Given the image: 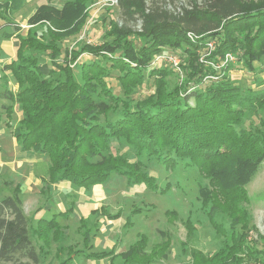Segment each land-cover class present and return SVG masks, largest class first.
<instances>
[{
    "label": "trees",
    "instance_id": "obj_1",
    "mask_svg": "<svg viewBox=\"0 0 264 264\" xmlns=\"http://www.w3.org/2000/svg\"><path fill=\"white\" fill-rule=\"evenodd\" d=\"M53 1L57 0L36 7L27 17L26 30L11 22L25 0L0 4L5 26L15 27L17 40L14 59L3 68L13 77L17 91L4 89L0 98L10 102L4 106L8 122L14 106L20 112L18 124L11 130L20 151L47 159L43 176H39L44 185L66 182L88 190L118 175L130 185L143 184L155 191L153 177L143 170V159L173 165L186 160V166H196L200 173L199 199L222 238L209 256L189 250L191 263L264 264V236L258 237L261 249L256 242L250 243L249 217L243 206L248 203L245 187L264 162V115H260L264 92L243 94L228 78L230 63L214 68L226 53H232L249 72H264V0H192L178 12L149 9L147 0H117L125 16L140 21L139 31L110 22L102 42L83 44L69 54L60 43L81 31L93 0H65L59 7ZM36 27L44 31L39 33ZM1 35L4 40L13 37L5 31ZM211 42L212 50L208 48ZM166 48L179 53L181 59L183 78L172 89L166 82L171 70L151 65ZM204 52L210 64L200 61ZM83 53L91 60L79 64L76 80L73 65ZM112 72L126 97L143 84L145 72L153 79L154 91L131 105L109 87L106 80ZM207 76L217 79L204 84ZM119 106L118 119L100 122L101 115L105 117ZM253 116L257 122L244 126L247 117ZM111 140L124 141L136 151L138 160L106 153ZM20 193L17 185L0 200V264H40L51 241L61 240L59 220L74 211L72 202L66 210L37 220L32 229L41 242L37 251ZM91 213L109 221L121 216L120 211L111 214L103 207ZM219 215H225L227 223L217 222ZM80 223L86 246L97 220L92 227L86 220ZM170 245L167 237L147 251V239L141 235L119 254L120 262L165 261ZM70 254L58 264H71L78 256L92 257L84 249Z\"/></svg>",
    "mask_w": 264,
    "mask_h": 264
},
{
    "label": "rangeland",
    "instance_id": "obj_2",
    "mask_svg": "<svg viewBox=\"0 0 264 264\" xmlns=\"http://www.w3.org/2000/svg\"><path fill=\"white\" fill-rule=\"evenodd\" d=\"M10 0H0V4ZM65 0L51 2L57 7ZM201 0H196L200 3ZM50 0H25L21 10L12 14L11 22L26 30L27 17L41 4ZM149 9L161 8L170 12H178L181 8L190 6L192 0H147ZM110 22L125 25L133 31H139L140 21H133L125 16L117 6V0H93L88 4V20L81 31L70 38L61 41L63 52L80 50L83 44H99L108 31ZM7 19L0 12V93L4 89L17 91V84L4 65L14 59L17 40L15 27L5 26ZM37 32H42V27H36ZM12 33L9 40L2 38L3 32ZM214 48V46H213ZM212 48V49H213ZM210 49V50H212ZM163 53L175 55L180 61V54L164 49ZM227 54V53H226ZM232 54V53H230ZM205 52L200 55V61H205ZM236 55V54H235ZM225 56V55H224ZM230 63L228 78L240 87L243 94H256L264 92V72L251 73L234 56ZM64 58V54L62 55ZM59 61L62 59H58ZM91 60L86 53L80 55L73 65L76 80L79 79V64ZM158 62V61H157ZM155 63V67H166L171 72L166 77L167 86L172 89L183 78L170 64ZM208 62V61H206ZM264 63V56L261 58ZM206 64H210V61ZM218 63L217 65H220ZM256 65V63H255ZM220 68V67H219ZM218 68V69H219ZM106 81L115 95L127 100L131 105L136 101L146 98L154 91L153 79L144 73L143 84L126 97L115 79L116 72L111 73ZM209 77V76H207ZM204 78L203 83L215 79ZM215 78V77H214ZM203 86V85H202ZM108 104L110 103L106 100ZM10 102L0 98V200L13 193L15 186L21 189L20 199L23 213L29 220V235L40 251L41 242L32 234V229L40 217L49 218L53 213L66 210L74 202V211L67 219L59 220L61 240L51 241L46 257L40 258V264H58L72 252L84 249L95 258L85 259L78 256L71 264H121L119 254L125 252L130 245L139 240L140 236L147 239V251L154 245L169 238L170 253L165 261L154 264H192L189 250H195L206 256L213 254L220 246L222 238L216 233L213 224L207 216V209L202 206L198 195V181L200 173L196 166H186V160H178L174 165L158 161L155 158L143 159V170L148 176L153 177L156 190L149 189L146 185H130L124 177L115 175L107 182L88 190L72 187L66 182L57 185H44L37 177L34 164L46 161V158L36 156L32 152H21L11 130L18 124L20 112L16 106L8 122L4 106ZM122 107L110 111L105 117L100 116L102 124L113 122L121 115ZM263 116L264 112H260ZM257 122L256 117H247L248 122ZM9 124V127L6 124ZM125 156L131 162L138 160L136 151L124 141L111 140L106 153ZM206 183V181H204ZM43 186V188H42ZM248 203L244 204L249 217L248 230L250 243L259 250L262 248L258 242L259 236H264V162L259 170L245 187ZM100 207L106 208L111 214L120 211L119 219L109 221L92 215V211ZM138 210V212H134ZM169 213L168 215L166 214ZM88 221L92 227V234L86 246L83 244V229L80 221ZM225 215L216 217L219 223H227ZM189 224L188 228L186 225ZM94 228V229H93ZM165 234L166 236L162 235ZM41 249L46 251L43 246ZM62 250V251H60Z\"/></svg>",
    "mask_w": 264,
    "mask_h": 264
},
{
    "label": "built area",
    "instance_id": "obj_3",
    "mask_svg": "<svg viewBox=\"0 0 264 264\" xmlns=\"http://www.w3.org/2000/svg\"><path fill=\"white\" fill-rule=\"evenodd\" d=\"M191 36V35H189ZM192 37V36H191ZM208 48L209 49H212L213 48V42L209 43L208 44ZM162 62V63H165V64H170L171 66H173L174 70L176 72H178L179 74L182 75V72H181V69L179 67V64H180V60L175 56V55H172V54H167V53H161L159 55H156L151 63L152 67L155 65L156 62ZM234 61V57L232 56V54L230 53H227L225 54L222 62L220 65H215L214 68L215 69H218L219 67H223L224 65L226 64H229L231 62ZM157 62V63H158ZM206 62V61H205ZM208 63V62H206ZM212 65V64H211ZM215 77V78H214ZM208 79H217L216 76H209L207 77Z\"/></svg>",
    "mask_w": 264,
    "mask_h": 264
},
{
    "label": "crops",
    "instance_id": "obj_4",
    "mask_svg": "<svg viewBox=\"0 0 264 264\" xmlns=\"http://www.w3.org/2000/svg\"><path fill=\"white\" fill-rule=\"evenodd\" d=\"M44 162H46V161H40V162H36L35 161V164H34V170L36 171V175H37V177L39 178V176H43L42 174H43V172H44V169H45V166H46V164H43ZM41 163L43 164V165H41ZM42 173V174H41ZM64 183V182H63ZM96 186H99V185H95V186H93V187H96ZM96 209V208H95Z\"/></svg>",
    "mask_w": 264,
    "mask_h": 264
}]
</instances>
